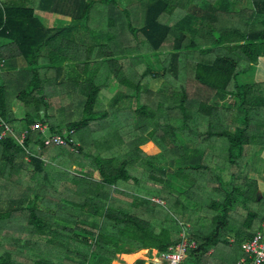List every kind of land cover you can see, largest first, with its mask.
Listing matches in <instances>:
<instances>
[{
  "label": "trees",
  "instance_id": "16d2710c",
  "mask_svg": "<svg viewBox=\"0 0 264 264\" xmlns=\"http://www.w3.org/2000/svg\"><path fill=\"white\" fill-rule=\"evenodd\" d=\"M70 2L75 6L64 3L69 10H63L64 4L57 0H0V135L12 130L0 139V205H8L0 212V264H30L29 259L32 264H113L118 255L143 249L166 253L184 235L198 246L183 264H205L212 249L216 258L229 247L226 232L230 230H226L237 213L232 214L251 199L256 211H248L244 234L253 237L256 220L258 231L264 221V200L257 194V182L246 175L251 170L246 150L248 146L264 149V82H254L264 58V4H254L256 21L242 31L231 22L219 29L209 20L196 24L191 17L172 23L170 0H143L126 8L120 0ZM96 5L113 9L95 29L90 21ZM47 10L69 17L71 23L64 27L53 23L50 15L37 14ZM86 21L88 29L81 32L79 26ZM183 59L191 64L183 62L180 70ZM18 61L23 69L16 70ZM126 62L133 66L131 76L116 70ZM250 75L251 79L239 82L240 76ZM113 78L118 82L115 89L124 85L132 94L117 92L111 97L104 92ZM156 78H167L168 84L159 92L166 99L153 111L139 101L149 94V81ZM191 81L200 92L191 90ZM101 97L109 98L111 109L96 112ZM229 97L238 106L231 121L221 110ZM136 98L139 106L133 109L128 104ZM149 110L169 113L162 117L161 129L141 126L143 139L118 146L117 152L116 146L101 142L123 135L109 131L114 123L121 127L129 114L136 121ZM36 125H46L47 133L32 129ZM65 131L68 138L73 132L72 144L45 145L46 138ZM156 148L160 155H173L164 165L170 178L162 177L167 169L161 166V173H150L149 182L170 198L163 197L158 204L144 202L163 212L165 219L153 220L152 210L147 218L137 215L134 209L142 213L143 207L108 204L114 185L134 179L128 172L129 161L132 166L155 169L153 158L148 160L144 153ZM119 151L128 154L127 162L114 158ZM181 158L186 162L180 169L189 170L183 171L186 183L178 174ZM236 166L247 171L240 175ZM61 186L73 194L60 190L59 195ZM138 187L142 193L150 190ZM171 213L177 218L169 220ZM239 233L235 247L246 240ZM145 252L125 258L134 264Z\"/></svg>",
  "mask_w": 264,
  "mask_h": 264
},
{
  "label": "crops",
  "instance_id": "0c3cea01",
  "mask_svg": "<svg viewBox=\"0 0 264 264\" xmlns=\"http://www.w3.org/2000/svg\"><path fill=\"white\" fill-rule=\"evenodd\" d=\"M126 1H127V3H125L123 6L121 5L123 8H126V7L133 5L132 3L128 2V0H126ZM226 3H232V4L226 5ZM255 3L263 5L264 0H170V5L173 8V12H172L173 14L171 17L173 20L172 23L177 22L180 18L191 17V18H193L191 20H193V22L195 21L194 23H196V24L201 23L204 20H209V22H210L209 24L214 23V26L220 29V28L224 27L223 25L225 23L231 22L230 23L231 25H233V26L235 25L237 29L244 31L245 30L244 28L246 27L247 23H251V22L256 21V16H255L256 10L254 7ZM43 13H45L46 15H51L48 12H43ZM37 14L42 15L39 11H37ZM214 19H216V20H214ZM263 19H264V17H263ZM244 21H247V22L244 23ZM189 22H190V20H189ZM193 24H191V25H193ZM67 26H69V25H67ZM257 28H259V27L257 26ZM77 37H82V36L77 35ZM224 48H226V47H224ZM262 61H264V58L259 60V65H258L257 71L254 75V82L257 84L262 83V81H264V68L260 67ZM20 63L21 62H19V64L16 65V67H17L16 70H20L23 67V65H21ZM111 93H113V94H111ZM116 93L117 92H110L109 96L113 97L116 95ZM235 102L236 101H234V104H235ZM227 103H228V100H227L226 104L222 106V108L227 109V108L232 107V108H234L233 109L234 114H238V106H236V104L234 106H229L232 104H230V102L228 104ZM229 110H231V109H229ZM122 121H125V120L123 119ZM224 123H227V122H224ZM124 125H125V123H124ZM233 125L234 124H232V126ZM101 142L103 144H108L110 146H116V147H114V150H113L114 152L118 151V146H124V145L131 144V143H128L125 138L121 137L118 134H114V135H111L107 138H103V140ZM110 154H114V153H110ZM246 154H247V152H246ZM123 156H124V158H123L124 160H122L121 162L122 163L127 162L128 161V159H127L128 154H125V152H124ZM251 156H253V155H251ZM250 159H252V158H250ZM143 160H144V158H143ZM130 164H131V161H129V163L127 164L128 165V172L130 174H131L130 170H132V169H134V171L143 172L142 170L139 169L138 165L132 166ZM240 175H243V172H241ZM246 175L249 176L250 180L257 182L258 188H259V191H257V194H260V196H261L259 199L264 200V170L263 169L257 170L255 168H253V170L247 171ZM131 176L134 178L133 175H131ZM134 179L131 180L130 183H123V185H114L112 187V192H111V195L113 198L111 200H108V204L111 203L115 208H124V209H129V206H132V205H135V207H137V208L146 207V203L144 202V199H146V194L144 195L142 193V191L136 190V188H135V187H138L137 185L144 186V185H142L144 183L139 182L137 178H134ZM96 181L97 180H95V182ZM140 187H138V188H140ZM147 187H148V185H147ZM80 192H82V190H80ZM141 197H142V199H139ZM152 202L156 203V204L160 203L159 200H155V198H154V200H152ZM261 204H263V203H261ZM121 210H123V209H121ZM235 210L236 211H234V213L232 215H235L236 213H237V215L231 217V219H230L231 223L229 224V228L226 230V231H229V230L231 231V232L230 231L226 232V239L229 240L231 242V244H229V247L223 249V252L225 254L220 253L217 255L216 258H214L213 256L217 252L215 249H212L209 252V254L207 255V258H206L207 261L205 262V264H237L239 261H241L244 258L245 254L243 253L241 247L240 246H237V247L233 246V243H235V241H236L235 234L237 232L238 233L240 232L239 234L242 236V238H240V239L248 240L249 236H246V234H244V232H245L244 224H245V220L247 219L248 211H251V212H252V210L256 211V205L253 204V199H251L250 204H243L242 203V205L239 206L238 209L236 208ZM212 215H213V213L210 214V216H212ZM263 219L264 218L262 215L261 220L263 221ZM211 220H212V218L210 217V219L207 222L210 224V226L212 228L213 225H212V222H210ZM263 223H264V221H263ZM258 226H259V224H258V221L256 220V222L254 223V230L252 229V231H251L252 236H253V234L255 235V233L258 232V230H257ZM258 229H260V228H258ZM230 249H232V250H230ZM143 250L147 251V253L148 252H154L155 253L154 254L155 257L153 258L154 260L152 262V263H154L155 259H156V255L158 254V250H156V249H143ZM143 250H140V251H143ZM139 252H135L134 254H130V255H127V254L118 255L117 261H115L113 264H115V263H117V264H130L129 261L126 260L125 257H132L133 255L138 254ZM226 254H228V257ZM119 259H120V261H119ZM208 259H210V260L208 261ZM138 260H142V259L138 258L134 262V264H136V262ZM149 264H151V263H149ZM245 264H250V262L247 261V262H245Z\"/></svg>",
  "mask_w": 264,
  "mask_h": 264
},
{
  "label": "rangeland",
  "instance_id": "374dc122",
  "mask_svg": "<svg viewBox=\"0 0 264 264\" xmlns=\"http://www.w3.org/2000/svg\"><path fill=\"white\" fill-rule=\"evenodd\" d=\"M57 1H60L62 4L66 3V4H68L69 6H72V7L75 6V3H71L70 2V1L75 2V0H57ZM64 1H66V2H64ZM141 1H143V0H130V1L128 0V2H130L132 4L137 3V2H141ZM125 3H127L126 0H120V4L122 6ZM57 5H58V2L56 3V6ZM63 6L61 7L63 10H69V8L67 7V5L64 4ZM112 9L113 8H110L109 9V8H107L105 6L100 7V6H97L96 5V7H94L93 10H92V18H91V21H90V25H92L96 29V26H100L101 24H103L105 20H108L109 19V16L111 15L110 10H112ZM71 10H74V9H71ZM46 12H48V13L51 14L48 18L49 19H52V22L53 23H55V22H57L58 24L59 23H63V26L64 27L67 24H70L71 23V19L69 17H63V16H61L59 14L51 13V10H47ZM40 13L42 14L43 12H40ZM43 14L46 15L45 13H43ZM98 19H101L102 22L99 23L98 22ZM47 22H48L47 25L50 24V21L47 20ZM79 28H81L80 29L81 32H83V30L85 31L86 29H88V22L86 21V22L81 23L80 26H79ZM84 37H85V35H84ZM129 59L130 58H128V57L127 58H124V61H128ZM183 62H185V65H187V66H190V64H191L186 59H183L181 61V63H180V70H183V68H182V63ZM11 65L9 64V67H11ZM119 65H122V68L116 69ZM119 65H114V66H115V69L116 70H119V71L121 70L122 74H125L126 76H131L134 73L133 66H131V64L128 65V62L123 63V64H119ZM260 67L264 68V61L261 62V66ZM11 69H12V67H11ZM21 69H23V68H21ZM188 69H190V67ZM186 72L187 71H184V73H186ZM251 78H252L251 75L250 76H240L239 82L242 83L243 81H247V80H249ZM185 79L186 80H189V77L187 76ZM112 82L113 83L112 84L110 83L107 89H104L105 90L104 92H109V93L110 92H123L125 94L126 93L127 94H132L133 91L127 89V86H124V85H120V88L115 89L114 86H116L117 83H118L117 82V79L113 78L112 79ZM263 82L264 81H262V83ZM167 84H168L167 78H156V79L150 80L149 81V91H148L149 94H146L145 93V94H143L141 96V99L139 101L140 104L147 105L150 109H152V110L155 109L156 110L157 104L160 101L166 99L165 95H161L159 92L161 91V89L162 90H166L167 89L166 88V85ZM189 86H190L191 90H193V91L196 90V92H200V90L197 88L196 84L193 81L190 82V85ZM16 94H17V91L16 92H13V95L14 96ZM106 94H107L106 96H108V93H106ZM111 94H113V93H111ZM227 100H228V103L230 102V104H232V105H229V106H234L233 105L234 104V100L232 98L229 97V98H227ZM111 105L112 104L109 101V98L106 100L104 97H101L98 100L96 112L107 111L108 109H111V107H110ZM222 105H225V102L222 103ZM128 106H132L133 109L136 108V107H138L139 104H138L137 98H136V101L135 102H133L132 104L131 103L128 104ZM229 109H231V110H229ZM233 109L234 108H232V107L231 108H227V109H221L224 112L225 117L229 121H231V119L234 118L233 117V114H234ZM129 115H130L129 116V120L127 121V123L125 125H122L121 127H117L116 126L117 124L114 123L109 128V131H111V132H122L123 135L121 137L125 138L128 143H133V142L136 143L139 140L143 139V137H142V135H141V133L139 131V129H140L141 126L147 125L149 127H152L153 130H156L157 128H160L161 129V125L164 124V121H163V118L162 117H164L165 115H169V113L168 114H164V113H153L151 110H149L148 113L145 114L144 118H141L139 116L136 119V121H134L132 119L131 114H129ZM151 115H154V117H151ZM80 119H81V117L80 118H77L75 121L80 120ZM109 124H112V123H109ZM64 129H65V127L62 128V130H64ZM187 140H188V138H187ZM187 140H185L184 142L183 141H180V142L187 143ZM156 150L157 151H154V150L146 151V153H144L145 154V157L148 160H151L153 158V164L155 166L154 167L155 169L145 170L144 168H147V166H142V168L139 166V169L142 170V171H144V172L134 171V169L130 170V172H131V175H133L134 178H137L139 182L144 183V184H142L144 186H141L142 189H144V188L145 189H150L147 192H143V194L146 193V199L154 200V198H155V200H159V202H161V200H162L163 197H166V198L167 197L170 198V197L168 196L167 193H164V191L161 192V190H158L159 189L158 186H157V189H156V187L154 186V184H152V185L150 184V182H149L150 179L149 178L152 177V175H150V173H152L154 171H157V173H161V168H162L161 166H163V167H165L167 169V171L162 175V177L164 179L165 178H170L169 175L167 177L168 168H167V166H164V165L170 163L171 159H173L172 158L173 155H160V151L157 148H156ZM96 155H101V154H99L98 150H97V154ZM251 155H253V156H251ZM113 156L114 155H110L108 157H111L112 158ZM102 157H104V156L102 155ZM180 157H181V155L179 156V158ZM247 157H248V159L246 160V163L248 165L247 167H248L249 170L250 169L253 170V168H255L257 170H261V169L264 170V149L261 150L260 149V146H249L247 148ZM251 157H254V158L250 159V161H249V158H251ZM114 158L116 160H118V162L124 160L123 159L124 156H123V154H122L121 151H119ZM184 162H186L185 161V158H181L179 160V162H178V172L179 173L178 174H180V173L182 174V175H180L181 178H183L181 181L183 183H186V182H189V180L185 177V174H184L183 171L188 172L189 170H186L187 168L182 169V170L180 169V165L184 164ZM246 163L244 162V164L242 166H246ZM74 170L75 169H74V166H73L72 167V171L74 172ZM236 170H238V171L241 170V172L242 171H247V169H245V168L242 169L241 166H236ZM157 173H156V175L157 176H160ZM207 178H210V177H207ZM147 185H148V187H147ZM61 188L59 187V190H57L58 191V194L60 193V190H64L66 192V194H69V195L70 194H73L71 192H67V190H65V188H63V186H61ZM59 195H58V197H59ZM171 202H172V200H171ZM168 203H169V200H168ZM163 205H164V203H163ZM45 206H49L50 207V205L48 203H45ZM45 206L43 205L44 208H45ZM7 207H8V205H0V212H4L5 210L7 211V209H8ZM168 207H170V205H168ZM49 209H51V208H49ZM175 209L178 210L177 207H175ZM52 210H54V208H52ZM134 210L139 212V213H136L134 211L137 215H139L141 217H145V218L149 217V214H150V212L152 210V213H151L150 217H153L152 218L153 220L159 221V220L165 219L164 218V215H163V212H159L157 209H155V210L154 209H151L149 206L143 207L142 208V210H143L142 213L139 210H137V209H134ZM167 210L169 212L172 211L171 210V207H170V209L168 208ZM181 217L183 219V215ZM173 218H177V216H175V215H173V213H171V216H170L169 220L170 219L173 220ZM14 233L15 232H12L11 234L14 235ZM180 236H182V234H180ZM7 243L10 244L11 241L10 240H7ZM4 246H7V244L4 243ZM2 252L0 251V254H2ZM154 254H155L154 252H148L147 253V251H146L142 255V257L139 258V259H142V260L146 261V264H149V263H152L153 262V260H154L153 258L155 257ZM16 258H19V256H15V260H16ZM24 260L25 259H23V258H19V261L20 262H24ZM32 261H33L32 259L31 260L29 259L30 264H32ZM119 261H120V259H119ZM115 264H117V263H115Z\"/></svg>",
  "mask_w": 264,
  "mask_h": 264
},
{
  "label": "built area",
  "instance_id": "2783aa9c",
  "mask_svg": "<svg viewBox=\"0 0 264 264\" xmlns=\"http://www.w3.org/2000/svg\"><path fill=\"white\" fill-rule=\"evenodd\" d=\"M47 126L36 125L32 129H38L43 135L47 133ZM7 132L12 133V130L7 128L1 133L0 139L3 138ZM67 131L63 132V135H55L45 139V145H68L73 141L70 139L71 135L66 137ZM68 138V140H67ZM198 243L194 240H190L185 235L182 242L169 248V251L162 254H157L155 264H183L184 260L191 249L197 248ZM241 249L245 254L244 258L237 264H245L249 261L250 264H264V223L261 225L260 230L255 233L253 237L244 241L241 245Z\"/></svg>",
  "mask_w": 264,
  "mask_h": 264
}]
</instances>
